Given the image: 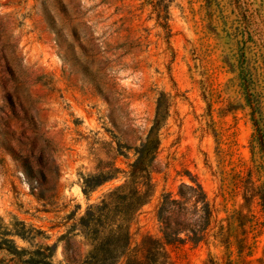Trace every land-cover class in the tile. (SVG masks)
<instances>
[{"label": "rangeland", "instance_id": "rangeland-1", "mask_svg": "<svg viewBox=\"0 0 264 264\" xmlns=\"http://www.w3.org/2000/svg\"><path fill=\"white\" fill-rule=\"evenodd\" d=\"M112 193L127 250L166 197L165 264H264V0H0V264L100 260Z\"/></svg>", "mask_w": 264, "mask_h": 264}, {"label": "trees", "instance_id": "trees-1", "mask_svg": "<svg viewBox=\"0 0 264 264\" xmlns=\"http://www.w3.org/2000/svg\"><path fill=\"white\" fill-rule=\"evenodd\" d=\"M125 188V187H124ZM112 198V200H111ZM143 201L135 196L128 195H117V193H112L110 196L109 202H103L102 205L98 208L97 215L94 212H88L86 217L83 220L84 226L89 228L90 234L94 237L100 236V248L99 256L100 260H97L96 256L92 253L89 255V258L86 260L85 264H94V260H97L99 264H114L116 259L119 256H124V264H165L166 253L164 250V242L172 240L174 235H176L181 230L194 231V235L200 229L203 228L204 223L197 228V231L193 228H190L191 224H182L178 226H169L167 220L169 219L168 214L171 212H180L183 210L180 203L168 202L167 198L164 197V200L159 206L158 209V219L162 222V239H153L149 236H146L142 239L140 244L136 245L132 249L126 248V242H123L126 239V232H122L124 222L128 220L130 215L140 206ZM172 206V207H171ZM175 207V208H174ZM120 219V223L116 225L115 229H112V226ZM113 241L116 242L115 247L111 245ZM167 242V243H168ZM122 243V244H121ZM120 250L119 256H113L114 252ZM158 259H163V262H158Z\"/></svg>", "mask_w": 264, "mask_h": 264}]
</instances>
